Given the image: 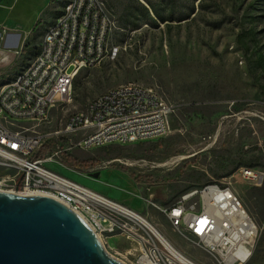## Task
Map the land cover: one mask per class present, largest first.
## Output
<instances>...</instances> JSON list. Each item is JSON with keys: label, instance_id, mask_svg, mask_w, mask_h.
Returning <instances> with one entry per match:
<instances>
[{"label": "rangeland", "instance_id": "obj_1", "mask_svg": "<svg viewBox=\"0 0 264 264\" xmlns=\"http://www.w3.org/2000/svg\"><path fill=\"white\" fill-rule=\"evenodd\" d=\"M67 1L55 0L48 6L50 14L42 21L36 48L53 11ZM127 1L106 0L116 20L110 39L119 46L116 57L81 69L72 85L71 101L55 105L48 122L35 128L41 133L60 131L67 117L83 110L94 96L136 82L156 85L172 105L168 132L158 139L60 154L46 166L143 215L170 244L200 264L215 262L199 246L175 233L141 196L150 195L155 203L169 206L181 193L207 182L227 184L258 229L244 264H264V176L253 182L240 173L243 166L264 172V0H205L203 6L194 0H149L164 16L172 10L174 16L187 13L192 2L194 12L180 22L151 26L140 21L133 31L119 18ZM7 3L12 5L0 9V19L28 28L48 0ZM11 52L0 61V74L13 76L28 62L27 55L21 58L17 54L19 49ZM54 139L51 135L46 141L53 148L45 155L53 153ZM178 157L182 159L176 160ZM103 164L106 168L99 169ZM6 172L12 171L0 168V176ZM105 188L115 195H106ZM110 242L122 260L133 258L126 251L134 244L122 237Z\"/></svg>", "mask_w": 264, "mask_h": 264}, {"label": "built area", "instance_id": "obj_2", "mask_svg": "<svg viewBox=\"0 0 264 264\" xmlns=\"http://www.w3.org/2000/svg\"><path fill=\"white\" fill-rule=\"evenodd\" d=\"M111 17L113 10L106 0H68L62 6V17L45 27L39 57L26 63L30 72L0 91V168L12 171L0 176V190L58 201L92 229L109 256L122 263L200 264L170 244L143 215L46 166L60 154L158 139L168 132L172 105L154 98V91L159 90L156 85L134 89L130 82L91 98L83 110L67 117L60 131L41 133L35 128L48 122L55 105L71 101L73 80L81 69L116 57L119 46L110 41L116 27ZM51 135L56 142L53 153L33 157ZM73 169L82 172L78 166ZM240 173L253 182L264 176L246 166ZM141 199L215 264H244L249 259L257 225L227 184L207 182L181 193L169 206L155 203L150 195L143 194ZM119 237L134 244L126 251L134 256L126 262L112 250L110 240Z\"/></svg>", "mask_w": 264, "mask_h": 264}, {"label": "water", "instance_id": "obj_3", "mask_svg": "<svg viewBox=\"0 0 264 264\" xmlns=\"http://www.w3.org/2000/svg\"><path fill=\"white\" fill-rule=\"evenodd\" d=\"M0 264H122L74 212L43 195L0 191Z\"/></svg>", "mask_w": 264, "mask_h": 264}, {"label": "trees", "instance_id": "obj_4", "mask_svg": "<svg viewBox=\"0 0 264 264\" xmlns=\"http://www.w3.org/2000/svg\"><path fill=\"white\" fill-rule=\"evenodd\" d=\"M55 0H51L50 4L53 3ZM198 1L199 6H203V2L205 0H194ZM127 5L123 8V11L120 15V21L122 22L123 26H129L130 29L136 30V28L139 25V22L141 21L144 24H148L151 26H156L157 22L161 23H167L172 21L180 22L182 20H186L189 18V16L194 12V5L193 2L191 3V6L189 8V11L187 13L178 14L176 16L173 15V10L167 15H162L156 5L151 3L149 0H144V2L147 4V6L143 5L139 0H128ZM60 4L64 5L63 2H60ZM48 5V6H49ZM50 14V10L48 8L44 9V11L41 13L40 17L37 18L35 23L33 24L29 35L27 39L23 42L20 51L19 56L23 58L25 55L34 56V54L37 51V48L34 46V41L39 34V30L42 27V21L46 15ZM12 76L0 74V84L4 83L8 79H10ZM77 83V75L75 76L73 80V84L75 85ZM53 148L52 145L47 144L44 142L41 147L33 154V157H40L45 155V153L49 152ZM67 156H64V158ZM79 162H83L85 164V160H81ZM246 164H252V162H248ZM131 174V173H130ZM133 176V174H131Z\"/></svg>", "mask_w": 264, "mask_h": 264}, {"label": "crops", "instance_id": "obj_5", "mask_svg": "<svg viewBox=\"0 0 264 264\" xmlns=\"http://www.w3.org/2000/svg\"><path fill=\"white\" fill-rule=\"evenodd\" d=\"M50 1L51 0H48V3L46 5L45 9L48 8V5L50 4ZM64 3L65 2H63V4ZM11 5L12 4H8L7 3V0H0V9L11 7ZM60 10L59 11H53V14H54L53 19L60 13ZM36 20H37L36 17L32 18V20L30 21V24H28V28H23L16 21L13 22V21H10L8 19H0V61L3 62L7 57H10V55L12 53L11 52L12 50L19 49V51H20V48H21L23 42L27 39V37L29 35V32H30V30H31V28H32V26H33V24L35 23ZM17 54H19V53H17ZM27 56H28V60L31 57H33V56H29V55H27ZM15 57H13V58H15ZM104 190H105V194L106 195H109V196L110 195H115L113 190H111V189H106L105 188Z\"/></svg>", "mask_w": 264, "mask_h": 264}, {"label": "bare ground", "instance_id": "obj_6", "mask_svg": "<svg viewBox=\"0 0 264 264\" xmlns=\"http://www.w3.org/2000/svg\"><path fill=\"white\" fill-rule=\"evenodd\" d=\"M70 3H78V0H70ZM64 5H68V1ZM60 17H62V8L60 10V13L51 21V23L57 22V19H59ZM51 23H49L48 25H51ZM111 24H116V20L114 19V17H111ZM43 41H44V32L40 38L39 44L37 45V52L34 54L33 57H31L28 60L27 63H31V62L37 60V58L39 57V50H41V48H43ZM28 72H30V64H26L11 79L0 84V91H5L8 88H10V86L12 85V82H14L15 80H17L20 77H26ZM130 86H134V89H142L141 83L130 82ZM154 98L155 99H163L159 90L154 91ZM0 191H2V190H0ZM8 193L17 194V195H21V196L37 195V194H32V193H28V194L27 193H15V192H10V191ZM122 264H125V263H122Z\"/></svg>", "mask_w": 264, "mask_h": 264}]
</instances>
